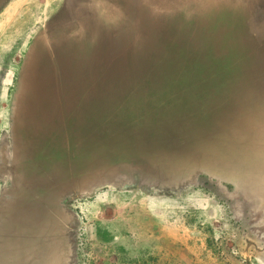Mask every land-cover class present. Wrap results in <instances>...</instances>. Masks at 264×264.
I'll use <instances>...</instances> for the list:
<instances>
[{
    "label": "rangeland",
    "instance_id": "rangeland-1",
    "mask_svg": "<svg viewBox=\"0 0 264 264\" xmlns=\"http://www.w3.org/2000/svg\"><path fill=\"white\" fill-rule=\"evenodd\" d=\"M6 230L4 264H264V0H0Z\"/></svg>",
    "mask_w": 264,
    "mask_h": 264
},
{
    "label": "crops",
    "instance_id": "crops-1",
    "mask_svg": "<svg viewBox=\"0 0 264 264\" xmlns=\"http://www.w3.org/2000/svg\"><path fill=\"white\" fill-rule=\"evenodd\" d=\"M35 229H38V228H35ZM22 231H25V230L22 229ZM30 231H33V233L30 234L28 237H26L25 234H22V235L18 234L16 236L18 238V241L21 240L20 243L22 244V248H27L28 250L31 249V246H36V245L40 244V242H37V243L30 246L27 244V242H28L27 239H29V240L32 239L35 234H36L37 238L40 237V240H42L41 238L43 237L42 231L41 232L39 230H30ZM9 233H11V232L10 231L7 232V230H6V231H4L3 234H0V264H4L2 262V260H4L3 259L4 258L3 252L4 251L6 252L7 250H9V246L13 244L12 240H15L14 239L15 236H8ZM22 257H25V254H22ZM24 262H26V260ZM17 263H18V261H17Z\"/></svg>",
    "mask_w": 264,
    "mask_h": 264
},
{
    "label": "bare ground",
    "instance_id": "bare-ground-1",
    "mask_svg": "<svg viewBox=\"0 0 264 264\" xmlns=\"http://www.w3.org/2000/svg\"><path fill=\"white\" fill-rule=\"evenodd\" d=\"M104 5V4H103ZM97 13H99L98 11H97ZM101 14V13H100ZM97 16H98V14H97ZM102 16V15H101ZM233 23V22H232ZM234 24V23H233ZM231 26V25H230ZM234 28V27H233ZM226 33H228V32H226ZM236 34H238V33H236ZM228 35H230V34H228ZM226 36H227V34H226ZM225 36V37H226ZM233 38V37H232ZM229 39V38H228ZM226 40V41H229V40ZM219 41H222L221 39L219 40ZM223 42H224V39H223ZM216 43V42H215ZM217 44V43H216ZM221 45V43L219 44V46ZM223 45V44H222ZM224 45H226V43H224ZM234 45V44H233ZM227 46H229V45H226V48L228 49V47ZM232 46V45H231ZM234 48H235V50H236V47L234 46ZM221 49V48H220ZM220 49H219V51H220ZM230 49V48H229ZM232 49V48H231ZM230 49V50H231ZM234 50V49H233ZM218 53V52H217ZM217 53H215V54H217ZM221 53V52H220ZM233 53V52H232ZM234 54V53H233ZM214 55V54H213ZM218 55V54H217ZM235 55V54H234ZM244 56V55H243ZM210 57H212V56H210ZM248 57V56H247ZM237 59H238V57H237ZM237 61V60H236ZM238 62V61H237ZM242 66V65H241ZM245 67V66H244ZM246 68V67H245ZM243 69V68H242ZM247 69V68H246ZM245 69V70H246ZM244 70V71H245ZM247 70H249V69H247ZM174 76H177V75H174ZM180 76V75H179ZM173 77V76H172ZM173 79H174V77H173ZM180 79V78H179ZM177 80V79H176ZM176 80H173L174 82H176ZM173 83V82H172ZM162 84H164V83H162ZM166 84H168L167 83V81H166ZM174 84V83H173ZM163 87V86H162ZM165 88V87H164ZM168 89V88H167ZM181 103V102H180ZM184 103V102H183ZM154 112V111H153ZM185 115V114H184ZM190 115V114H189ZM178 116V115H177ZM153 117V116H152ZM145 120V119H144ZM151 123V122H150ZM170 124V123H169ZM149 128V127H148ZM152 128V127H151ZM169 128V127H168ZM186 128V127H185ZM151 130V129H150ZM178 130H181V129H177V133H178ZM185 130V129H184ZM134 131H135V129H134ZM149 131V130H148ZM174 131H176V129L174 130ZM181 131H183V130H181ZM157 132V131H156ZM169 132V131H168ZM173 133H175V132H173ZM110 134H111V132H110ZM135 134V133H134ZM155 134H157V133H155ZM185 134V133H184ZM117 135V134H116ZM115 135V136H116ZM172 135V134H171ZM184 136V135H183ZM170 137V136H169ZM172 137V136H171ZM180 137V136H179ZM173 138H175L174 136H173ZM186 138V137H185ZM188 138V137H187ZM169 139V138H168ZM167 139V140H168ZM143 140V139H142ZM180 140H181V138H180ZM171 141V140H170ZM179 141V140H178ZM147 142H148V140H147ZM167 142V141H166ZM177 142V141H176ZM145 143V142H144ZM165 143V142H164ZM174 143V142H173ZM171 144H172V142L169 144V146H171ZM176 144V143H175ZM159 145V144H158ZM176 146V145H175ZM176 148V147H175ZM180 148V147H179ZM164 149H166V148H164ZM178 149V148H177ZM173 151V150H172ZM181 151V150H180ZM112 157H113V155H112ZM132 161V160H131Z\"/></svg>",
    "mask_w": 264,
    "mask_h": 264
}]
</instances>
